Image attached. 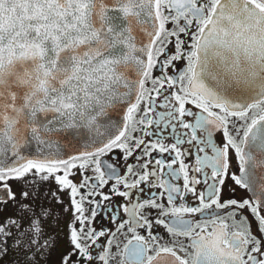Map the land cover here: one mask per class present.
<instances>
[{
    "label": "snow or ice",
    "instance_id": "6c2138e0",
    "mask_svg": "<svg viewBox=\"0 0 264 264\" xmlns=\"http://www.w3.org/2000/svg\"><path fill=\"white\" fill-rule=\"evenodd\" d=\"M13 182L68 197L62 264H264V0H0V205Z\"/></svg>",
    "mask_w": 264,
    "mask_h": 264
},
{
    "label": "flooded vegetation",
    "instance_id": "af4514ba",
    "mask_svg": "<svg viewBox=\"0 0 264 264\" xmlns=\"http://www.w3.org/2000/svg\"><path fill=\"white\" fill-rule=\"evenodd\" d=\"M120 167H123V164ZM12 189L17 194L19 202L0 205V226L11 224L15 220L17 227L13 229V235L8 238L7 244H0V264H62L63 258L71 251L68 234L73 220L71 214L63 210L68 206V197L66 195L62 197L63 205L56 204L51 197H45L43 194L45 191L56 190L52 185L33 187L26 183L13 182ZM22 191H28L29 199L27 201L20 199L19 194ZM104 191L108 193V189ZM233 193L234 198L238 201L249 199L251 195L236 189L230 183L227 184L224 198H229ZM148 194L146 190L145 196L142 198H146ZM4 198V194L0 193V199ZM120 203H122L120 198H115L114 202H109V206L116 208ZM25 205L30 206L27 211H24L23 206ZM35 213H39L44 218V235L49 241L48 247L44 249H34L33 245L28 243L31 234L30 222L35 219ZM104 214L105 216L110 215L106 211ZM110 227L112 226L108 219L99 220L96 224L98 231L109 230ZM163 231V229H154V233L157 234L163 233Z\"/></svg>",
    "mask_w": 264,
    "mask_h": 264
}]
</instances>
